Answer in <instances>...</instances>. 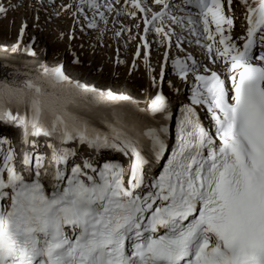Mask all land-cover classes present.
I'll list each match as a JSON object with an SVG mask.
<instances>
[{"label":"snow or ice","instance_id":"obj_1","mask_svg":"<svg viewBox=\"0 0 264 264\" xmlns=\"http://www.w3.org/2000/svg\"><path fill=\"white\" fill-rule=\"evenodd\" d=\"M116 5L63 8L75 7L89 29L114 10L143 19L136 56L142 46L151 73L154 33L164 46L160 80L171 60L188 86L175 143L169 150L172 106L156 76L141 107L129 94L72 79L63 64L22 71L6 63L13 72L0 79V122L21 129L33 150L18 170L11 140L0 136V264H264V0ZM237 5L246 27L234 36ZM22 6L30 5L0 3V16ZM24 51L35 55L30 45ZM41 136L51 173L29 140Z\"/></svg>","mask_w":264,"mask_h":264},{"label":"rangeland","instance_id":"obj_2","mask_svg":"<svg viewBox=\"0 0 264 264\" xmlns=\"http://www.w3.org/2000/svg\"><path fill=\"white\" fill-rule=\"evenodd\" d=\"M2 1L0 0V3H3ZM11 3L19 4L21 2L11 0L4 3V6L7 8ZM26 3L30 5V2ZM62 3L63 5L70 4L68 1ZM120 5H116V7H120ZM87 12L85 9L89 18L91 14ZM74 13L76 11L73 8L71 10L57 9V7L40 9L34 3L32 7L30 5L29 7L9 8L5 14L0 16V47L7 46L6 48L11 50L9 52H12V45H16V50L13 51L16 52L30 45L35 52L33 58L41 55L46 64H63L66 74L79 78L78 80L81 82L86 81L83 83L98 88L107 89L108 87L117 92H126L134 98L137 95L146 98L145 95L149 88L154 94L152 76L157 77V84L159 85L164 46L157 43L155 34L150 32L152 48H150L148 63L153 69L150 73L143 58L142 46L140 56H136L137 46L141 43L139 35L144 30L143 19L140 18L139 21L133 23L126 18L128 15L124 14L120 15L121 17L114 26L110 23V28L104 29L103 24L100 23L96 29H89L86 27V23H81L84 21V16L78 17L77 23L72 26V21L76 17ZM237 23L239 22L237 21ZM22 25L24 32L21 36L20 28ZM73 29L74 31H72ZM101 29L104 30L102 36L100 35ZM116 32L121 34L117 36ZM18 39L20 40L19 44H17ZM147 39L150 42L149 38ZM172 51L174 54L178 53L175 48ZM133 63H135V67ZM170 80L173 81L171 87L169 86ZM175 85L179 86L180 92L184 86H187L177 80L171 70V60H169L164 72L163 86H159L162 90L166 89L165 94L170 93L176 96L182 92L175 91L177 87ZM203 112L206 113L207 111ZM11 128L14 127L9 126L8 128L0 125V136L10 139L11 146L15 151V146L18 145V131L11 130ZM0 147L4 146L0 145ZM104 155L117 158L116 155H109L108 153H104ZM90 157L88 156V158Z\"/></svg>","mask_w":264,"mask_h":264},{"label":"bare ground","instance_id":"obj_3","mask_svg":"<svg viewBox=\"0 0 264 264\" xmlns=\"http://www.w3.org/2000/svg\"><path fill=\"white\" fill-rule=\"evenodd\" d=\"M11 0H3L2 2H3V4L4 3H7V2H10ZM20 2H21V0H19ZM63 1H68L70 4H72V5H75L76 3H77V0H40V1H38L39 3H37L35 0H26V2H30L29 4L31 5V7L33 6V3H34V5H36L37 4V7L38 8H40V9H45V8H47V7H50V8H55V7H57V9H64V8H62V6H63ZM36 3V4H35ZM123 3V2H122ZM73 8V10H75L76 11V8L75 7H72ZM86 10H87V8H85ZM85 9H84V13H85ZM242 12V11H241ZM121 15H124V14H121ZM125 15H127L126 13H125ZM82 16H84L83 14H77L76 15V17H75V19L72 21V26H74V24L75 23H77V21H76V19L78 18V17H82ZM119 17H121V16H119ZM119 17H117L116 16V12H115V10L113 11V12H111V13H109L108 14V21H107V24H104V23H102L103 24V28L105 29V28H110L109 26H110V23L111 24H113V26H114V24H115V22L119 19ZM91 18H92V16H91ZM115 18V19H114ZM129 21H131V22H133V23H135V22H137V21H139V19H136V18H133V17H129V16H127L126 17ZM80 20V19H79ZM78 20V21H79ZM124 20V19H123ZM127 22V21H126ZM119 23V22H118ZM124 25V24H123ZM126 25V24H125ZM135 25V24H134ZM137 25V24H136ZM136 27V26H135ZM72 31H74V29L72 30ZM130 31V30H129ZM143 33V32H142ZM140 36V35H139ZM73 37V36H72ZM151 36H150V33H148V35H147V38H149V40H150V48H152V45H151V41H152V38H150ZM186 47V46H185ZM4 48V49H3ZM3 48H1L0 47V79H4L6 76H7V78L9 79V80H11L12 79V77L10 76V75H8L9 73H12L13 72V69L12 68H10V67H5V64L7 63V64H9V65H11V64H16V65H20V66H22V68H21V70L23 71L25 68H27V69H34V67L38 64V63H44L43 61H45V60H42L43 58H42V56L40 55V56H38V57H34L33 58V55H31V54H29V53H27L26 51H23V50H20V51H16V52H9V51H11V50H8L7 48H5V47H3ZM3 49V50H2ZM7 54H9V55H7ZM19 59H22V60H19ZM45 64V63H44ZM48 65V64H47ZM49 66H51V65H49ZM67 75H69L72 79H75V80H78L79 78H75V77H73L72 75H70V74H68L67 73ZM17 78H19V77H17ZM164 78V77H163ZM82 82H86V81H82ZM158 83H159V85H161V87L163 86V80L161 81L160 80V77H159V80H158ZM175 86H177V85H175ZM107 89H110V88H107ZM111 90H113V89H111ZM165 90L166 89H163V92L165 93ZM184 90H186V91H188V87L187 86H184V89L181 91L182 93L184 92ZM123 91V90H122ZM180 92V93H181ZM122 93H126V92H122ZM181 93V94H182ZM188 95H189V93L188 92H186ZM153 93H151V89L149 88L148 90H147V92H146V95H145V97L146 98H144V97H135V99H137V100H139L140 102H141V107H143L144 106V102L146 101V100H148L150 97H151V95H152ZM181 94H178V95H176V96H173L171 99H172V101L175 103V107H179L180 106V104L182 103V96H181ZM169 102H171V101H169ZM187 102H188V99H187ZM199 111V110H198ZM200 114H201V112L199 111V116H200ZM206 114H208L207 112H206ZM209 118V117H208ZM208 118H206L205 116H204V120L206 121V120H208ZM0 125L1 126H7L8 128H9V126H12V125H8V124H4L3 122H0ZM12 127H14V126H12ZM17 127H14V128H11V130H17L16 129ZM107 154V153H106ZM109 155H116L117 156V158L118 159H120L121 158V154H119V153H108Z\"/></svg>","mask_w":264,"mask_h":264}]
</instances>
